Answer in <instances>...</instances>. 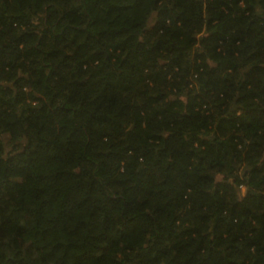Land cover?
<instances>
[{"label":"trees","instance_id":"trees-1","mask_svg":"<svg viewBox=\"0 0 264 264\" xmlns=\"http://www.w3.org/2000/svg\"><path fill=\"white\" fill-rule=\"evenodd\" d=\"M0 264H264V0H0Z\"/></svg>","mask_w":264,"mask_h":264},{"label":"rangeland","instance_id":"rangeland-1","mask_svg":"<svg viewBox=\"0 0 264 264\" xmlns=\"http://www.w3.org/2000/svg\"><path fill=\"white\" fill-rule=\"evenodd\" d=\"M30 104L32 105V106H34V105H36L37 103H36V101H31L30 102ZM21 109V108H20ZM5 141L7 142L8 141V138H6V136H5ZM9 142H7V144H8ZM7 148H9V146H7ZM245 192V187L244 186H241V193H242V195H243V193Z\"/></svg>","mask_w":264,"mask_h":264}]
</instances>
